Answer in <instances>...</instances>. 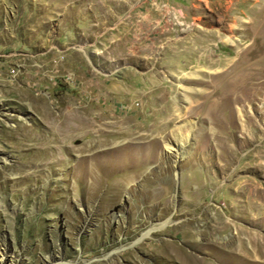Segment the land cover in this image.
Instances as JSON below:
<instances>
[{
    "label": "rangeland",
    "instance_id": "obj_1",
    "mask_svg": "<svg viewBox=\"0 0 264 264\" xmlns=\"http://www.w3.org/2000/svg\"><path fill=\"white\" fill-rule=\"evenodd\" d=\"M137 3L0 0V264L264 263V87L219 90L214 125L189 111L215 85L264 81V0H152L181 26L140 54L123 41ZM196 28L207 53L176 51ZM69 111L79 129L60 138ZM239 243L255 254H229Z\"/></svg>",
    "mask_w": 264,
    "mask_h": 264
},
{
    "label": "bare ground",
    "instance_id": "obj_2",
    "mask_svg": "<svg viewBox=\"0 0 264 264\" xmlns=\"http://www.w3.org/2000/svg\"><path fill=\"white\" fill-rule=\"evenodd\" d=\"M133 1V0H132ZM152 0H139V3L135 4L134 6H132L131 11H130V15L127 17L126 21H127V25H128V29L126 30V34L123 36V41H126L127 43H125L124 48L128 49V50H132V51H136L137 53H141L142 51V47L140 46L139 42L141 41H146V42H154V41H159L160 39H162L164 36H167V34H173L174 31H171V27H180V24H177V22L175 23V19L174 21L172 20L173 17L171 18V15L169 14V12L166 9H161L158 7V4H151ZM128 4V2H127ZM129 6V5H128ZM133 10L135 11L134 13ZM174 10V9H173ZM175 14V13H174ZM187 15V14H186ZM188 16V15H187ZM183 17V16H182ZM179 19V17L177 18V20ZM259 22V21H258ZM254 24V23H253ZM264 24V23H263ZM260 25V24H259ZM255 26V25H254ZM263 26V25H262ZM124 27V26H123ZM235 29V28H234ZM195 34H191L186 38H182V39H176L173 40V44H174V49L177 51V49L182 48L184 49V53L185 52H191V53H199L202 52V55L204 56L205 53H207V39H209L208 37H210V33H207L206 29L205 31L203 29L200 28H196L194 29ZM232 31V30H231ZM234 32H238L239 30L235 29L233 30ZM246 31V30H245ZM215 33V32H214ZM213 35H216L214 34ZM262 38L263 42H264V26L262 27ZM212 37V34H211ZM214 39V38H212ZM230 40V39H228ZM256 40V39H255ZM231 41V40H230ZM209 42V41H208ZM256 42V41H255ZM170 45V44H169ZM260 45V44H259ZM261 46V45H260ZM166 47V46H165ZM251 47V46H250ZM262 47V46H261ZM156 48V47H155ZM168 48V47H166ZM170 48V47H169ZM264 49V48H263ZM246 51V50H245ZM125 52V51H124ZM212 52V51H211ZM212 54V53H211ZM243 54V53H242ZM208 54H206L207 56ZM212 56V55H210ZM260 56V55H259ZM189 57V56H188ZM242 57V56H241ZM186 58V57H185ZM191 58V56L189 57ZM209 59V58H208ZM241 59V58H240ZM216 61V60H215ZM239 61V60H238ZM240 63V62H239ZM243 64V63H241ZM238 65V63H237ZM209 66V65H208ZM242 66V65H241ZM240 65L238 67H241ZM245 67V66H244ZM230 69V68H228ZM227 69V70H228ZM243 69V68H242ZM237 70V69H236ZM235 70V71H236ZM250 70V69H249ZM240 71V70H239ZM246 71V70H245ZM244 71V72H245ZM248 73V72H247ZM246 73V74H247ZM249 76H246L245 79H240L238 78L237 80H234V82L231 83H223L224 85L219 86L215 85L213 80L214 78H218L220 77L219 73H214L213 75L210 76V81H208L209 84H214L215 87H213V90L209 93L206 94H196L193 95V97L195 98H199V101L196 102V105H193V103H190L189 106V111L192 112H198L200 111V109L202 107H206L205 109V115L207 117H209L210 119V124H215L217 121L216 119L214 120L212 118V116H214L215 112H216V107L217 102L214 101L213 99L217 96V93L219 90L222 91V94L219 95V97L223 98V99H229L230 97L232 98L233 103L234 102H238L240 99H242V97L245 98H253L254 94L256 92H260L263 87H264V81L260 82V83H254L253 80V76L251 74H248ZM234 76V75H233ZM240 75H238L237 77H239ZM264 75H262L263 77ZM241 77V76H240ZM261 77V76H260ZM227 78V77H226ZM225 78V79H226ZM255 78V77H254ZM259 78V76H258ZM258 78L254 79L257 80ZM185 79V77H184ZM240 79V80H239ZM260 79V78H259ZM181 80V79H180ZM217 81V79H215ZM262 80V78H261ZM190 81V80H189ZM193 83L198 84V85H205L206 83L203 80H191ZM228 81V80H227ZM186 82V81H185ZM102 83V82H101ZM191 84V83H190ZM222 84V83H221ZM220 84V85H221ZM95 85V84H94ZM98 85V83H97ZM101 89V88H100ZM221 95H225V98L222 97ZM197 98V99H198ZM219 100V99H217ZM69 114H71V116H69ZM69 114L67 115V117H60L58 119H54L52 120V122H54L56 124V130L55 133L58 134V136L60 138L62 137H68L71 136L72 134H74L78 129V123H79V119L77 117L76 114H73L72 112L69 111ZM45 115L47 116V112L45 111ZM80 117V116H79ZM51 119V118H50ZM84 120V119H83ZM216 121V122H215ZM89 122H87L88 124ZM80 124V123H79ZM213 124V125H214ZM217 124V123H216ZM176 133V132H175ZM186 134V132H185ZM188 143V135H182L179 132L175 134V141L173 143H168L167 142V149L169 151H173L174 157L176 158V163L179 162L177 160V158H179L181 151L183 150L184 145H187ZM155 153V152H154ZM153 153V154H154ZM150 155L149 161L155 162L154 160L155 158V154L154 156ZM262 156V155H261ZM147 160V159H146ZM144 160L143 164L148 163L149 161ZM142 167V166H141ZM140 165L138 167H135V169H137V172L139 171V169L141 168ZM207 168V167H206ZM141 170V169H140ZM133 176V179L137 177V175ZM208 176V175H206ZM132 177H126L125 181L128 183L130 181ZM210 178V177H209ZM212 185V184H211ZM245 185V184H244ZM254 186V184H253ZM202 188V187H201ZM205 188V187H204ZM203 188V189H204ZM248 188V187H247ZM251 190V189H249ZM254 190V189H253ZM259 191V190H258ZM169 192V191H168ZM249 193V192H248ZM252 194V193H251ZM258 194V193H257ZM154 195V194H153ZM206 195V194H205ZM255 195V194H254ZM164 196V195H163ZM165 197V196H164ZM163 197V198H164ZM159 198H161L159 196ZM251 198V197H250ZM255 198V197H254ZM157 199V198H156ZM199 199V198H198ZM158 200V199H157ZM161 200V199H160ZM197 200V198L195 199ZM196 202V201H195ZM165 203V201H164ZM168 203V202H167ZM194 203V202H193ZM163 204V203H162ZM198 204V203H197ZM261 204V203H260ZM264 204V203H262ZM168 205V204H167ZM191 205V204H190ZM194 205V204H193ZM188 206V205H187ZM190 207V206H188ZM211 207V206H210ZM167 209V208H166ZM256 209V207L254 208ZM214 210V209H213ZM214 220V219H213ZM189 222V221H188ZM185 223V222H184ZM215 224H220L218 222V220L214 221ZM177 224V223H176ZM175 224V225H176ZM225 224V223H224ZM179 225V224H178ZM227 225V224H226ZM233 225V224H232ZM185 226V224L183 225ZM182 226V227H183ZM215 226V225H214ZM178 226L176 225L174 228H177ZM189 227V226H188ZM212 227V226H211ZM216 227V226H215ZM214 227V228H215ZM225 227V226H223ZM180 228V227H178ZM226 228V227H225ZM230 228V227H229ZM183 229V228H182ZM212 229V228H211ZM218 229V227H217ZM222 229V228H221ZM188 230V229H187ZM219 230V229H218ZM226 230V229H225ZM224 230V231H225ZM238 230V229H236ZM221 231V230H220ZM219 231V232H220ZM223 232V231H221ZM239 232V231H238ZM237 232V233H238ZM244 231H242L243 233ZM197 233V232H196ZM194 233V234H196ZM217 233V232H216ZM190 234V233H189ZM215 234V233H214ZM183 235V234H182ZM186 235V234H185ZM188 235V234H187ZM216 235V234H215ZM218 235V234H217ZM246 235V234H245ZM212 236V235H211ZM240 236V235H239ZM238 236V237H239ZM248 236H250L248 234ZM252 236V235H251ZM214 237V236H213ZM211 237V238H213ZM219 237V236H218ZM183 238V237H182ZM217 238V237H216ZM220 239V238H219ZM234 239V238H233ZM185 240V239H184ZM188 240V239H186ZM232 240V239H231ZM236 240V238H235ZM241 240V239H240ZM239 240V241H240ZM257 240V239H256ZM196 241V240H195ZM214 241V240H213ZM244 241V239H243ZM217 242V241H216ZM234 242V241H233ZM242 242V241H240ZM256 242V241H255ZM192 243V242H191ZM238 243V242H237ZM257 243V242H256ZM189 244V243H188ZM196 244V243H194ZM231 244V242H230ZM198 245V244H197ZM245 245V243H244ZM243 245V246H244ZM172 246V245H171ZM174 246V245H173ZM224 246V245H223ZM236 246V245H235ZM235 246H231V250H227L233 253V251H237L241 254H243L244 256H250L251 254H255L254 253V248L252 250H247V248L244 250L242 244H238L236 247ZM251 245H249L250 247ZM195 247V246H194ZM172 248V247H171ZM221 248V247H220ZM225 248V247H224ZM168 249V248H167ZM173 250V249H171ZM177 249L174 250V252ZM256 250V249H255ZM169 252V251H168ZM226 252V251H225ZM236 252V253H237ZM264 252V251H263ZM170 253V252H169ZM168 253V254H169ZM258 253V252H257ZM173 257L178 258V260L182 263V264H206L204 262L202 263H198L196 261H191L190 257L186 254H184L181 249L179 251H177V253L175 254H169ZM181 255V257L179 256ZM255 256V255H254ZM257 257V255H256ZM248 258V257H247ZM198 261V260H197ZM202 261V260H201ZM251 261V260H250ZM215 262V261H214ZM263 262V261H262ZM48 264H52L51 262H48ZM215 264V263H214ZM216 264H221V262H219L218 259V263ZM264 264V263H263Z\"/></svg>",
    "mask_w": 264,
    "mask_h": 264
}]
</instances>
